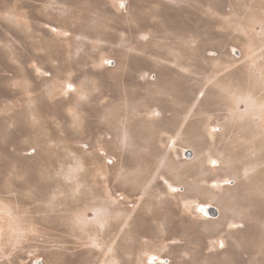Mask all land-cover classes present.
Segmentation results:
<instances>
[{"label": "rangeland", "instance_id": "obj_1", "mask_svg": "<svg viewBox=\"0 0 264 264\" xmlns=\"http://www.w3.org/2000/svg\"><path fill=\"white\" fill-rule=\"evenodd\" d=\"M0 264H264V0H0Z\"/></svg>", "mask_w": 264, "mask_h": 264}, {"label": "water", "instance_id": "obj_2", "mask_svg": "<svg viewBox=\"0 0 264 264\" xmlns=\"http://www.w3.org/2000/svg\"><path fill=\"white\" fill-rule=\"evenodd\" d=\"M212 216L216 217V216H217V214H216V213H212Z\"/></svg>", "mask_w": 264, "mask_h": 264}, {"label": "bare ground", "instance_id": "obj_3", "mask_svg": "<svg viewBox=\"0 0 264 264\" xmlns=\"http://www.w3.org/2000/svg\"><path fill=\"white\" fill-rule=\"evenodd\" d=\"M211 209V208H210ZM213 209H214V207H213ZM217 215H218V213H216Z\"/></svg>", "mask_w": 264, "mask_h": 264}]
</instances>
